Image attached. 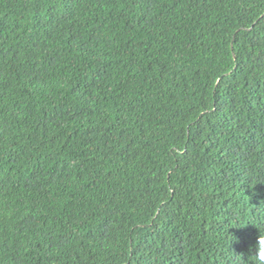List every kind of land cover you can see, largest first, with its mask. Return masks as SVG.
<instances>
[{"label":"trees","instance_id":"1","mask_svg":"<svg viewBox=\"0 0 264 264\" xmlns=\"http://www.w3.org/2000/svg\"><path fill=\"white\" fill-rule=\"evenodd\" d=\"M264 0H0V264H264Z\"/></svg>","mask_w":264,"mask_h":264},{"label":"clouds","instance_id":"2","mask_svg":"<svg viewBox=\"0 0 264 264\" xmlns=\"http://www.w3.org/2000/svg\"><path fill=\"white\" fill-rule=\"evenodd\" d=\"M262 250L258 253V259L264 262V241H261Z\"/></svg>","mask_w":264,"mask_h":264}]
</instances>
